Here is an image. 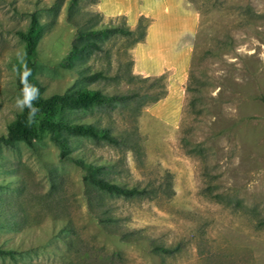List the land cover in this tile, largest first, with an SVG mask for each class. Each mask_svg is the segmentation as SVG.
I'll return each instance as SVG.
<instances>
[{
	"label": "rangeland",
	"instance_id": "374dc122",
	"mask_svg": "<svg viewBox=\"0 0 264 264\" xmlns=\"http://www.w3.org/2000/svg\"><path fill=\"white\" fill-rule=\"evenodd\" d=\"M185 1L196 31L180 106L174 87L175 109L159 111L176 123L169 126L149 112L160 88L133 72L131 37L113 34L72 69L58 66L77 29H131L124 18L103 16L98 0H78L76 26L69 0H0V136L22 109L16 32L34 15L43 96L83 87L132 95L73 113L123 143L74 139L72 155L103 165L117 184L149 191L136 198L93 189L47 137L0 146V249L8 252L0 264H264V0ZM96 71L107 79H83ZM176 245L172 256L155 249Z\"/></svg>",
	"mask_w": 264,
	"mask_h": 264
},
{
	"label": "trees",
	"instance_id": "16d2710c",
	"mask_svg": "<svg viewBox=\"0 0 264 264\" xmlns=\"http://www.w3.org/2000/svg\"><path fill=\"white\" fill-rule=\"evenodd\" d=\"M78 0L68 2V22L77 26L74 19L75 8ZM125 19L124 16H117ZM152 19L140 15L135 27L122 28L119 26L82 27L77 29L73 43L67 54L59 61L58 66L63 69H72L76 62L91 54L100 52L101 42L113 34L129 36L133 39V45L142 43L146 31ZM41 27L37 18L32 15L25 30L16 32L17 37L23 42V56L19 63L16 75V89L23 98L21 112L6 127L4 135L0 136V146L14 147L17 143H23L32 147L34 142L47 137L58 149V157L62 161H69L77 166L82 172V179L93 189L108 195L120 197H148L149 191L145 188L125 187L109 180L105 167L100 164L86 162L83 158L72 155V141L74 139H86L94 142H105L110 145L119 146L123 139L114 135L109 128L97 127L91 124L75 121L70 117L73 113L86 111L90 108H113L117 104L127 102L132 98L131 94H106L101 90H93L83 87L72 94H53L43 96L42 88L35 78V62L37 59V46L40 38ZM133 78V77H132ZM167 72L150 79L149 88L159 87V92L154 96L151 105L163 99L167 93ZM86 82L107 79L101 71L90 73L83 77ZM145 80V79H143ZM166 82V84H165ZM38 90L34 99H28L32 95V89ZM188 90L187 84L184 87ZM28 89V92H25ZM27 101V103H25ZM264 101V99H263ZM31 108L37 111L32 114ZM112 221V219H109ZM258 225L264 226V220ZM156 251L166 256H172L179 251V246L171 248L156 246ZM8 254L0 249V256Z\"/></svg>",
	"mask_w": 264,
	"mask_h": 264
},
{
	"label": "crops",
	"instance_id": "0c3cea01",
	"mask_svg": "<svg viewBox=\"0 0 264 264\" xmlns=\"http://www.w3.org/2000/svg\"><path fill=\"white\" fill-rule=\"evenodd\" d=\"M98 10L105 17L124 16L129 27H135L140 15L152 18L145 39L133 49L132 69L143 76L168 74L167 95L152 104L150 114L169 126L176 123L159 115L175 109L171 100L175 87L183 98V85L193 54L196 13L185 0H98Z\"/></svg>",
	"mask_w": 264,
	"mask_h": 264
},
{
	"label": "clouds",
	"instance_id": "9594fccd",
	"mask_svg": "<svg viewBox=\"0 0 264 264\" xmlns=\"http://www.w3.org/2000/svg\"><path fill=\"white\" fill-rule=\"evenodd\" d=\"M25 92L27 93L28 92V89H25ZM31 92H32V95L28 97L29 100L30 99H34L36 97V95H38V90L37 89H34L33 88L31 90ZM25 103H27V101H25ZM18 106H21L22 107V105H20V102H18ZM36 111H37L36 108H31V113L32 114H34Z\"/></svg>",
	"mask_w": 264,
	"mask_h": 264
}]
</instances>
